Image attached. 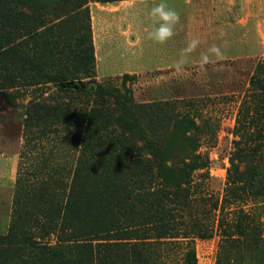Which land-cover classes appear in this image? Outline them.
<instances>
[{
	"label": "rangeland",
	"instance_id": "374dc122",
	"mask_svg": "<svg viewBox=\"0 0 264 264\" xmlns=\"http://www.w3.org/2000/svg\"><path fill=\"white\" fill-rule=\"evenodd\" d=\"M64 1L70 0H47L59 12L66 11ZM76 1L78 10L66 15L42 16L20 8L21 13L11 17L18 22L9 21L0 29L6 35L5 54L0 56V163L10 179L7 185L0 183V236L26 226L41 237L40 211L44 201L53 200L41 194L43 182L54 177L70 183L79 161H107L102 153L108 146L154 147L152 135L168 127L153 117L166 122L169 109L199 125L201 154L210 160L207 173L195 175L199 196L221 199L236 144L242 136L256 141L264 134V99L251 86L253 78L264 83V0H163L180 15L174 36L164 44L148 38L157 26L150 9L162 0H121L132 3L121 11L97 0ZM19 3L6 0L5 17ZM191 40L199 45L185 55L178 72L175 64ZM212 45L223 56H212L202 70L201 54ZM90 46L94 62L88 71L76 72L74 60ZM17 52L24 58L14 67ZM58 71L69 80L55 84L42 77H54ZM88 82L99 86L104 97H79L77 86ZM125 101L133 102L135 109L127 111ZM101 106L115 112L119 124L110 129L123 140L124 130L130 129L127 140L108 138L104 122L89 120L86 112ZM246 208L264 222V198ZM216 214L210 212L209 217L213 237L196 240L198 264H216ZM55 240L51 236L43 242ZM18 245L9 242L11 248ZM156 253L151 264H184L182 246H160ZM19 255L23 252L18 250L4 256L12 262Z\"/></svg>",
	"mask_w": 264,
	"mask_h": 264
},
{
	"label": "trees",
	"instance_id": "16d2710c",
	"mask_svg": "<svg viewBox=\"0 0 264 264\" xmlns=\"http://www.w3.org/2000/svg\"><path fill=\"white\" fill-rule=\"evenodd\" d=\"M5 1L0 2L3 30L9 21L18 22L19 19L11 17L20 14V8L42 16L46 12L66 15L79 8L76 0L64 1L67 4L63 5L62 11L66 9L63 12L47 0H19L18 5L12 6L14 12L10 11V17H5L8 14L4 10ZM44 25L42 21L40 28ZM5 38L0 32V56L5 54L2 46ZM21 58L24 57L17 52L14 67ZM92 62L91 46L86 47L74 60L76 72L88 71ZM14 67L12 70L16 71ZM42 77L55 84L69 80L62 71L54 77ZM251 86L264 99V83L253 78ZM77 87L79 97H104L102 89L94 83ZM111 98L116 105L120 104L115 96ZM122 106L127 111L135 109L131 101ZM86 115L89 120L97 118L104 122L108 138L111 135L123 140L110 129L119 124L111 109L92 107ZM166 118V122H161L153 117L156 123L168 127L152 135L154 147L108 146L102 153L107 161H79L70 183L54 177L45 180L41 194L53 200L44 201L40 211L41 237L26 226L0 236V264H151L160 246L172 245L184 248V264H198L196 240L213 237L210 212L217 213L215 223L220 234L216 264H264V222L246 208L250 202L264 198V134H258L256 141L241 137L231 157L223 196L213 199L197 193L195 175L207 173L210 167L209 158L201 154L199 125L194 118L175 110H167ZM124 133L123 142L132 132L126 127ZM51 236L56 238L53 243L43 242ZM15 240L21 245L9 247V242ZM18 250L23 256H16L12 262L4 256Z\"/></svg>",
	"mask_w": 264,
	"mask_h": 264
},
{
	"label": "clouds",
	"instance_id": "9594fccd",
	"mask_svg": "<svg viewBox=\"0 0 264 264\" xmlns=\"http://www.w3.org/2000/svg\"><path fill=\"white\" fill-rule=\"evenodd\" d=\"M149 15L157 26L148 33V38L159 44L166 43L175 34V26L180 22L179 13L173 8H170L162 0L161 3L151 7ZM198 45V40H191L188 43V46L182 50L181 59L175 64V68L178 72L181 71L183 65L186 63L184 58L185 55L195 51ZM212 56H215L217 59H220L223 56L220 48L216 45H212L208 48L206 53L201 54L200 67L202 70H206L205 66L212 62Z\"/></svg>",
	"mask_w": 264,
	"mask_h": 264
},
{
	"label": "crops",
	"instance_id": "0c3cea01",
	"mask_svg": "<svg viewBox=\"0 0 264 264\" xmlns=\"http://www.w3.org/2000/svg\"><path fill=\"white\" fill-rule=\"evenodd\" d=\"M107 4L111 5L112 8H118L121 11V8H123V7L126 8V6H128L126 4H132V3L128 2V1H125V3L120 1V2H116V3L114 2V3H107ZM2 162L3 161H1V163H0V183L2 185H7V184H9L10 179L8 180V176L4 173V163H2Z\"/></svg>",
	"mask_w": 264,
	"mask_h": 264
}]
</instances>
